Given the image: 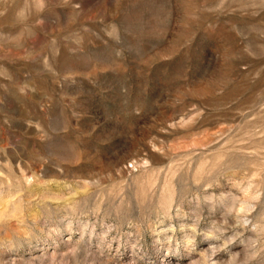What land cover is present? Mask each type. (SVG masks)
Wrapping results in <instances>:
<instances>
[{
    "label": "rangeland",
    "instance_id": "obj_1",
    "mask_svg": "<svg viewBox=\"0 0 264 264\" xmlns=\"http://www.w3.org/2000/svg\"><path fill=\"white\" fill-rule=\"evenodd\" d=\"M0 264H264V0H0Z\"/></svg>",
    "mask_w": 264,
    "mask_h": 264
}]
</instances>
